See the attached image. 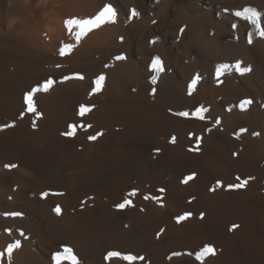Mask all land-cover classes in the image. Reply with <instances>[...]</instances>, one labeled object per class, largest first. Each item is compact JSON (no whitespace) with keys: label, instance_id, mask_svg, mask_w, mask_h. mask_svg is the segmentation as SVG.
I'll return each instance as SVG.
<instances>
[{"label":"bare ground","instance_id":"obj_1","mask_svg":"<svg viewBox=\"0 0 264 264\" xmlns=\"http://www.w3.org/2000/svg\"><path fill=\"white\" fill-rule=\"evenodd\" d=\"M106 3L115 23L77 44L63 21ZM245 7L264 13V0H0V251L21 243L10 264H54L64 246L79 264H264V39L234 15ZM62 44L74 47L61 56ZM237 61L251 71L217 74ZM48 78L33 97L40 115L26 111L24 94ZM81 104L91 111L79 115ZM237 176L247 185L228 189ZM204 245L215 254L198 261Z\"/></svg>","mask_w":264,"mask_h":264},{"label":"snow or ice","instance_id":"obj_2","mask_svg":"<svg viewBox=\"0 0 264 264\" xmlns=\"http://www.w3.org/2000/svg\"><path fill=\"white\" fill-rule=\"evenodd\" d=\"M116 15H117V13H116L115 8L110 3H106L103 5V7L94 16L84 18V19L77 18V17L67 18L63 21V24H64V27L67 29L69 35L73 36L76 43L78 44L83 37H85L88 33L93 31L94 29H98L106 23H115ZM133 15H135V12H133ZM234 15L237 17H241L244 20L248 21L252 26H254L256 35H258L260 38L264 39V24L261 23V18H262V16H264V13L257 11L253 7H245L243 10L236 11L234 13ZM233 27L235 28L236 25H233ZM248 43L249 44L253 43L251 33H249V35H248ZM73 47H74L73 44H62V46L59 48L60 55L64 56L67 53H70L71 50L73 49ZM115 59L123 60V59H126V57L123 55H119V56H116ZM230 67L234 68V70L241 75L246 74V73L251 71V66L242 67L241 62L237 61L234 65H228V64L220 65L217 68V74L218 75L222 74L224 71H226ZM150 70L153 73H155L151 77V83L153 85H155L157 82V79L159 77V74L164 71L163 62L159 56H156L152 59V62L150 65ZM69 78L70 77H65V80H67ZM75 78L83 79L84 77L80 74H76ZM104 80H105L104 75H100L95 79V81H94L95 87L92 89L93 93L101 91ZM199 80H200L199 75L195 76L191 80V83L189 84V95L192 94V91L195 89L197 82ZM53 83H54V81L51 78H48L43 82V84H38L36 87L32 88L30 91H28L24 94L23 100H24V104L26 105V111H28L30 113H35L37 116L40 115V113H38L36 110V106H35V102H34L33 97L37 92H47L50 89V87L53 85ZM155 91H156L155 88H153L152 93L155 94ZM252 102L253 101L251 99H244L240 102L239 107L241 110H246L247 107L252 104ZM91 109H92V106L81 104L79 107V115L83 116L85 113L90 112ZM206 111H208V109H205L203 106H200L195 110L194 115L197 118L203 120V119H205L203 113ZM177 115L183 116V117H188L190 115V113L180 112V113H177ZM22 116H23V112L21 113V117ZM220 123H221L220 119L217 118L215 120V124L219 125ZM9 126H14V125H6L5 127H9ZM33 127H35V122H33ZM81 127H83V125H81ZM88 127H91V125H88ZM69 128L71 129V131L63 133V135L73 136L75 134L76 125H74V124L69 125ZM0 130H2V129H0ZM209 131H210V129H209ZM245 131H247V129H244V128L240 129L241 133H243ZM102 134L103 133L100 132V133H97L96 135H90L88 137V139L94 141L98 138V136H100ZM253 135H259V133H253ZM237 138H239V137H237ZM171 142L175 143V137L172 138ZM197 144H199V140L197 141ZM196 150H199L198 147ZM155 151L159 152L160 150L156 149ZM234 155H235V153H234ZM4 167L7 169H12V168L17 167V165L6 164ZM193 177H194V174L186 177L184 182L187 183L188 180L193 179ZM236 180L238 182L228 185V189H230V190L241 189V188L245 187L248 183L247 179H241L239 176L236 177ZM220 186H222L221 182L217 181V187H220ZM160 191L163 192L164 189H160ZM58 194L62 195V193H58ZM135 194H136V190H133L131 195H135ZM41 195H42V197H47L48 193L44 192ZM145 199H148V197L146 196ZM130 205H131V200L125 199L122 203L117 204L115 207L118 209H124ZM53 211L57 215H60L61 214L60 206L57 205L53 209ZM5 215H11L13 217H19V216H22L23 213L11 212V213H5ZM191 215H192L191 212H185L183 215L176 217V220H177V222H180L182 220L187 219ZM202 216H203V213L201 214V217ZM236 227H237V225L232 226L233 229ZM161 231H163V230H161ZM21 235H23V232H21ZM20 247H21V243L19 240H16L15 242L8 244L7 248L4 251H0V258H3L5 255H7V259H8L9 264H10L13 251L15 249L20 248ZM214 254H215V249L211 245H204L199 250V252L196 253V259L198 261H203L206 256L214 255ZM174 255H179V253H174ZM113 257H121V253L116 252V251L109 252L106 259H111ZM52 259L54 261V264H62V262H64V261L69 262V264H79V260H78L77 256L75 255L73 249L69 246H64L62 251H57L53 255ZM122 259L129 261L131 264V262H133L137 259L142 260L143 257H137V256L129 254V255L122 256Z\"/></svg>","mask_w":264,"mask_h":264}]
</instances>
